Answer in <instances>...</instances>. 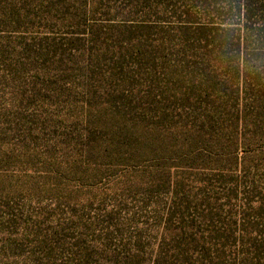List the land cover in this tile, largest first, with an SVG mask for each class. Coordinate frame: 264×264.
Masks as SVG:
<instances>
[{
    "label": "rangeland",
    "instance_id": "obj_1",
    "mask_svg": "<svg viewBox=\"0 0 264 264\" xmlns=\"http://www.w3.org/2000/svg\"><path fill=\"white\" fill-rule=\"evenodd\" d=\"M235 236L264 264V0H0V264H231Z\"/></svg>",
    "mask_w": 264,
    "mask_h": 264
},
{
    "label": "trees",
    "instance_id": "obj_2",
    "mask_svg": "<svg viewBox=\"0 0 264 264\" xmlns=\"http://www.w3.org/2000/svg\"><path fill=\"white\" fill-rule=\"evenodd\" d=\"M224 3V2H223ZM263 210H260V212L262 213ZM250 214H247L246 212V209L243 207L241 213H240V216H239V219L241 222H243L244 225L248 226L246 228L245 231L248 230V228L250 227H254L256 228L255 224H253V222L250 220ZM259 217H261V215L259 214L258 215ZM254 228H251L252 229V233H257V235L260 237L259 239L256 238L254 239L253 241H257V242H260L261 240V235L259 234V232H257L256 230H254ZM257 229V228H256ZM243 242H241V245H242ZM246 245V244H243L241 247H240V243L238 244V241H237V238L235 236V241H234V244L231 245V246H226L225 244H221L219 247L220 250H218L221 254V257L223 258H227L229 260V263L231 264H245L246 261H247V254L249 253L248 251H244L242 249V247ZM233 247H235V250H233ZM230 248V250H229ZM251 250V249H250ZM208 254L211 256L212 253H210L208 251Z\"/></svg>",
    "mask_w": 264,
    "mask_h": 264
}]
</instances>
